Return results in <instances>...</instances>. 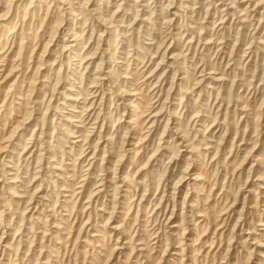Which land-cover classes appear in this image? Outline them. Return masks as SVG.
I'll use <instances>...</instances> for the list:
<instances>
[{"label":"rangeland","instance_id":"obj_1","mask_svg":"<svg viewBox=\"0 0 264 264\" xmlns=\"http://www.w3.org/2000/svg\"><path fill=\"white\" fill-rule=\"evenodd\" d=\"M88 1L0 0V264H264V0ZM64 31L87 70L74 71ZM78 83L90 99L77 110L100 120L75 146L59 118Z\"/></svg>","mask_w":264,"mask_h":264},{"label":"bare ground","instance_id":"obj_2","mask_svg":"<svg viewBox=\"0 0 264 264\" xmlns=\"http://www.w3.org/2000/svg\"><path fill=\"white\" fill-rule=\"evenodd\" d=\"M90 1V0H89ZM88 1V2H89ZM101 1H103V0H101ZM215 1V0H214ZM217 1V0H216ZM219 2H218V5H224L225 7H226V9H228V8H231L229 5L232 3H230V2H227L226 4L224 3V0H218ZM246 1V0H245ZM248 1V0H247ZM22 2V1H21ZM31 2H33V1H31ZM94 4L93 5H96L97 4V0L95 1V0H93L92 1ZM116 2V1H115ZM122 2V1H121ZM238 2V1H237ZM15 3V2H14ZM66 3V2H65ZM119 3H120V1H119ZM213 3V2H212ZM20 4V3H19ZM101 4V3H100ZM121 4V3H120ZM181 4V3H180ZM217 4V3H216ZM215 4V5H216ZM248 4V3H247ZM258 4V3H257ZM30 5H31V3H30ZM71 5V4H70ZM119 5V4H118ZM131 5V4H130ZM234 5V4H233ZM249 5V4H248ZM121 6H122V4H121ZM188 6V5H187ZM186 6V7H187ZM235 6V5H234ZM239 6V5H238ZM67 7H69L68 5H67ZM173 7V6H172ZM183 7H185V6H183ZM185 7V8H186ZM190 7V6H189ZM242 7V6H241ZM17 8V7H16ZM15 7H13V9L12 8H10V10H8L7 12L9 13V16H10V14L12 13V12H14L15 10L14 9H16ZM19 9H20V7H18ZM121 8V7H120ZM249 8V7H248ZM251 8V7H250ZM256 8H257V6H256ZM9 9V8H8ZM69 9V8H68ZM87 9V8H86ZM89 9V8H88ZM118 9V8H117ZM116 9V10H117ZM178 9H179V7H178ZM222 9V8H221ZM246 9V8H245ZM233 10V9H232ZM235 10H236V6H235ZM88 11V10H87ZM226 11V10H225ZM228 11V10H227ZM248 11V10H247ZM100 12V11H99ZM117 13V11H114V13ZM221 12V11H220ZM234 12V11H233ZM236 12V11H235ZM65 13V12H64ZM70 13V12H69ZM92 13L93 12H91V15H92ZM95 13V12H94ZM98 13V12H97ZM180 13V12H179ZM13 14V13H12ZM11 14V15H12ZM33 14H34V11H33ZM70 14H72V15H74L72 12L70 13ZM78 13H76V15H77ZM128 14H129V12H128ZM175 15H176V12L174 13ZM255 14V13H254ZM253 14V15H254ZM95 15V14H94ZM94 15H92L93 17H94ZM116 15V14H115ZM179 14H177V16H178ZM183 15V14H182ZM8 16V15H7ZM75 16V15H74ZM122 16V15H121ZM221 16V15H220ZM224 16V15H223ZM222 16V17H223ZM176 17V16H175ZM228 17V16H227ZM248 17V16H247ZM251 17H253V16H251ZM9 17H7V19H8ZM85 18V17H84ZM178 18V17H177ZM104 19V18H103ZM108 19V18H107ZM124 19V18H123ZM88 20V19H87ZM117 20V19H116ZM261 20V19H260ZM85 21H86V19H85ZM104 21H110V20H106V19H104ZM119 21V20H118ZM73 22H75L74 20H73ZM92 22V21H91ZM101 22V21H100ZM99 23V22H98ZM106 23V22H105ZM104 23V24H105ZM86 24H87V22H86ZM96 24V23H95ZM101 24H103V23H101ZM111 24V23H110ZM221 24V23H220ZM84 25H85V23H84ZM107 25V24H106ZM113 25V24H112ZM110 26V25H109ZM121 26V25H120ZM95 27V26H94ZM112 27V26H111ZM106 28H107V26H106ZM171 28V27H170ZM177 28V27H176ZM4 29V28H3ZM172 29V28H171ZM23 30V29H22ZM21 31V30H20ZM70 31V30H69ZM111 31V30H110ZM115 31H117V29L115 30ZM172 31V30H171ZM14 32V31H13ZM23 32V31H22ZM21 32V33H22ZM24 32H25V30H24ZM114 32V31H113ZM170 32V31H169ZM16 33H18V32H16ZM175 33V32H174ZM23 34V33H22ZM63 34H65V36L66 37H62V39L61 40H63V51L65 52V54H66V56L68 57L67 59L69 60V61H71V62H75L74 64L76 65L77 64V67L74 69V71H76V69H78V68H84L85 70H87V68L89 67V65H87L86 67H83V61H82V59L81 58H77V57H79L78 56V50H80L79 48H80V44H79V38H77L78 36H77V34H75V35H73L74 37L73 38H68L67 36H68V31H67V33L64 31L63 32ZM74 34V33H73ZM117 34V33H116ZM168 34V33H167ZM173 34V33H172ZM20 35V34H19ZM22 36V35H21ZM64 36V35H63ZM70 36V35H69ZM172 36V35H171ZM102 37V36H101ZM170 37V36H169ZM183 37V36H182ZM15 38V37H14ZM23 38V37H22ZM21 38V39H22ZM172 38V37H171ZM9 39H10V37H9ZM8 39V40H9ZM18 38H16V40H17ZM12 40V39H11ZM14 40V39H13ZM68 40V41H67ZM102 40V39H101ZM105 40V39H104ZM193 40V39H192ZM69 41H71V42H69ZM108 41V40H107ZM191 41V40H190ZM210 41V40H209ZM105 42V41H104ZM213 42V41H212ZM13 43H14V41H13ZM12 43V44H13ZM109 43H110V40H109ZM199 43H200V41H199ZM209 43H211V41L210 42H208V41H206L205 43H203V44H209ZM198 44V43H197ZM8 45V44H7ZM20 45V44H19ZM199 45V44H198ZM206 46V45H205ZM13 47V46H12ZM169 47V46H168ZM167 47V49H166V51L169 49ZM212 47V46H211ZM5 48V47H4ZM211 49V48H210ZM10 50H11V48H10ZM195 50H197V48L195 49ZM219 50H221V49H219ZM103 51V54H105L108 50H102ZM165 51V52H166ZM1 52V51H0ZM3 52V51H2ZM165 52H164V54H165ZM218 52V51H217ZM20 55V54H19ZM21 56V55H20ZM128 56V55H127ZM8 57V56H7ZM102 57H103V55H102ZM101 57V58H102ZM130 57V56H129ZM86 58V57H85ZM88 58V57H87ZM87 58H86V61H87ZM162 58H164V57H162ZM175 58V57H174ZM4 59H5V57H4ZM103 59V58H102ZM3 60V59H2ZM83 60H85V59H83ZM85 61V62H86ZM104 61V60H103ZM161 61V60H160ZM56 62V61H55ZM83 62V63H82ZM102 62V61H101ZM108 62V61H107ZM152 62V61H151ZM90 63V62H89ZM100 63V62H99ZM98 63V64H99ZM173 63V62H172ZM0 64H1V62H0ZM123 64V63H122ZM143 64V63H142ZM163 64V63H162ZM82 65V66H81ZM100 65H102L101 63H100ZM61 66H63V64L61 65ZM143 66H146V65H143ZM159 66V65H158ZM158 66H157V68H158ZM162 66V65H161ZM3 67V66H2ZM97 67V66H96ZM99 67V66H98ZM102 66H100V68H101ZM141 67H142V65H141ZM168 67V66H167ZM100 68L98 69V71L100 70ZM155 69V70H153L152 72L150 71L149 72V74H147L146 75V80H148L147 82V84L148 85H150V84H152L153 83V81L155 80V78H157V77H155V76H157V73H155V72H157V70L158 69ZM172 68V67H171ZM204 68V67H203ZM110 69V68H109ZM173 69V68H172ZM3 69H0V71H2ZM147 70V69H146ZM145 70V71H146ZM170 70V69H169ZM204 71V69L202 70V72ZM87 72V71H86ZM106 72V71H105ZM167 72V70H165L164 71V74L163 75H160V77L158 78V81L156 82L158 85H154L155 87H154V90H157V88L159 87V89H158V91L156 92V93H158L159 92V94H158V96H160L161 94H162V90H164L163 89V84H164V81H163V76L165 75V73ZM212 72V71H211ZM1 73V72H0ZM84 73H85V71H84ZM103 73V72H102ZM110 73V72H109ZM109 73H107L106 74V77L104 76V77H100L101 79L100 80H106V78H109L108 77V74ZM146 73H147V71H146ZM105 74V73H104ZM103 74V75H104ZM205 74V73H204ZM212 74V73H211ZM203 75V74H202ZM3 76V75H2ZM96 77H98V76H96ZM125 77V76H124ZM127 77V76H126ZM145 77V76H144ZM165 77V76H164ZM167 77V76H166ZM201 77V76H200ZM206 77V76H205ZM3 78V77H2ZM213 78V77H212ZM211 78V79H212ZM216 80H217V78L216 77H214ZM213 78V79H214ZM8 79V78H7ZM95 79H97L98 80V78H95ZM153 79V80H152ZM182 79H184V78H182ZM203 79V78H202ZM221 78L219 77V79L218 80H220ZM201 80V79H200ZM205 80V79H204ZM217 80V81H218ZM223 80V79H222ZM44 81V80H43ZM95 81V80H94ZM99 81V80H98ZM45 82V81H44ZM75 82V81H74ZM112 82V81H111ZM146 82V81H145ZM202 82V81H201ZM3 83V82H2ZM79 84V86L78 85H76V86H78L79 88H80V90L79 91H72L70 94H67L65 97H63V98H65V100H64V103H60V104H62L64 107H65V109H68L69 111H66L67 112V115H61V113H60V118H59V116L58 115H56V114H54V116L55 117H58L59 119H61V120H64V121H67L68 123H69V126H72V127H74L75 128V131H76V134H78V133H80L79 135H77V136H75V135H72V133L74 132V130H72V129H68V131H69V137H75L76 138V140H73V141H71V143L73 144V145H79V143H87V140L89 139V138H87V139H82L81 138V132L83 131V129L85 130V126H87V125H89L90 123H87L88 121H90L92 118H94V117H96V120L98 119V120H100L99 118V116H100V114H98L99 112H96L95 110H92V111H90V113H87V118H85L84 116H85V114L83 113V112H80V111H78L77 109H83V107L86 105V101L88 100V99H90L89 97L87 98L86 97V93H84V91L81 89V87L80 86H82V84L83 83H78ZM94 84H95V82H94ZM94 84H92L91 86H93ZM107 84H109V83H107ZM107 84H104V85H107ZM45 85V84H44ZM103 85V84H102ZM72 86V85H71ZM94 86H96V84L94 85ZM208 86H210V85H208ZM46 87V86H45ZM98 87V86H97ZM112 87V86H111ZM153 87V86H152ZM212 87V86H211ZM109 88V87H108ZM210 88V87H209ZM213 88V87H212ZM96 89V88H95ZM94 89V90H95ZM114 89V88H113ZM67 90H71V89H67ZM74 90V89H73ZM105 90H107L106 88H105ZM110 90V89H109ZM118 90H120V89H118ZM89 91H91V89L89 90ZM98 92V90L96 89L95 91H93V93L94 92ZM101 91V90H100ZM134 91V90H133ZM132 91V92H133ZM12 92V91H11ZM33 92H34V90H33ZM38 92H39V90H38ZM102 92V91H101ZM106 92V91H105ZM110 92V91H109ZM115 92V91H114ZM118 92H120V91H118ZM161 92V93H160ZM164 92V91H163ZM10 93V92H9ZM112 93V92H111ZM1 94V93H0ZM11 94V93H10ZM10 94H8V95H10ZM82 94H84L85 96L84 97H82ZM98 94V93H97ZM96 94V95H97ZM108 94H110V93H108ZM8 95H6V96H8ZM89 95V94H88ZM92 95V94H91ZM105 95V94H104ZM103 95V96H104ZM131 95H134V97H135V99L134 100H132V98H129L128 99V102L126 103V105H129L130 106V108L131 107H134V108H136L135 110L133 109L132 110V112H134L135 113V116H138V113H142L141 111H139V106H136V104L137 103H139V102H137V100H138V98H137V95L135 94V93H131ZM5 96V97H6ZM16 96V95H15ZM97 97V96H96ZM9 98V97H8ZM17 98H19V99H21L20 97H17ZM81 99H83L82 101H81ZM99 99H101V98H99ZM168 99V98H167ZM182 100V99H181ZM94 101V100H93ZM93 101L92 102H89L90 103V106L92 105V103H93ZM101 101V100H100ZM100 101H98V103L100 102ZM103 101V100H102ZM31 102V101H30ZM50 102V101H49ZM104 102V101H103ZM167 102V101H166ZM33 103V102H32ZM97 103V104H98ZM102 103V102H101ZM2 104H4V103H2ZM34 104H37L36 102H34ZM116 105V104H115ZM118 105V104H117ZM6 106V105H5ZM33 106V105H32ZM161 106V105H160ZM13 107V106H12ZM166 107V106H165ZM1 108V107H0ZM62 108V107H61ZM87 108V107H86ZM89 108V107H88ZM92 107H90V109H91ZM113 108V107H112ZM162 108H164V107H162ZM161 108V109H162ZM2 109V108H1ZM56 109H57V111H56ZM89 109V110H90ZM160 109V110H161ZM53 110H55L57 113H58V107L57 108H54ZM84 110V109H83ZM168 110V109H167ZM65 111V110H64ZM145 111V110H144ZM60 112V111H59ZM65 112V113H66ZM85 112H89L88 110H86ZM152 112V111H151ZM158 112V111H157ZM163 112L164 111H162V113H160V114H158V113H154L153 115H151L150 117H147L146 119H145V121H144V124L146 125V134H145V139L143 138L141 141H143V143H140V150H141V153L142 152H144V151H146V150H148V148L150 147V144H148V141H150L151 140V138L153 137V134H154V132H155V127L157 126L158 127V122H160L159 121V119H160V117L162 116L161 114H163ZM81 113H82V115H81ZM107 113V112H106ZM144 113V112H143ZM142 113V114H143ZM168 113V112H167ZM64 114V113H63ZM132 114V113H131ZM103 115V114H102ZM107 116V115H106ZM106 116H104L101 120H102V124L100 125L101 127V129H100V133L104 130V127L106 126V128H107V122H105L107 119V117ZM146 116V115H145ZM148 116V115H147ZM158 116V117H157ZM26 119V118H25ZM106 119V120H105ZM53 120H55V119H53ZM60 120V121H61ZM98 120H97V122H98ZM170 121V120H169ZM169 121H168V123H169ZM95 122V121H94ZM131 122H132V120H130V121H128V123H129V125L128 126H130L131 127ZM2 123V122H1ZM0 123V124H1ZM133 123V122H132ZM156 123H158L157 125H156ZM94 124V123H93ZM176 124V123H175ZM91 125V124H90ZM45 126V125H44ZM94 126H95V124H94ZM94 126H92V129H96V128H94ZM99 126V125H98ZM135 126V125H134ZM37 127V126H36ZM137 127V126H136ZM169 127V126H168ZM20 128V127H19ZM88 128V127H87ZM133 128V127H132ZM37 128H35V130H36ZM89 129H90V127H89ZM167 129V128H166ZM166 129H165V131H166ZM178 130H179V128H177ZM38 130V129H37ZM106 130V129H105ZM134 130V129H133ZM95 131V130H94ZM93 131V132H94ZM145 131V130H144ZM90 132V131H89ZM179 131H176V128H175V131L173 130V134H172V136H173V138H172V136H170L171 138H172V142L171 143H175V141H173V139H175L176 141H178V140H181L182 142H180L179 144H182L183 145V143H185V140H184V133L182 134V136L181 135H179V133H178ZM71 133V134H70ZM75 133V132H74ZM98 134L97 136L99 137V138H102V136H101V134ZM35 134V133H34ZM44 134V132H42L41 131V133H40V135H43ZM91 135H93V134H91ZM165 135V134H164ZM175 135V136H174ZM40 137L41 136H39L38 138L40 139ZM77 137H79L78 139H77ZM92 138V137H91ZM155 138V137H154ZM180 138V139H179ZM186 139V138H185ZM42 140V139H41ZM163 140V139H162ZM187 140V139H186ZM38 143H40V145H37ZM38 143H33V146L34 147H37L38 148V146H42V144H44V142H38ZM91 143V142H90ZM97 143V142H96ZM189 143V142H188ZM82 144V145H83ZM178 144V143H177ZM90 145V144H89ZM91 145H92V143H91ZM97 145V144H96ZM138 145V144H137ZM181 145V146H182ZM84 146V145H83ZM177 146H179V145H177ZM85 147V146H84ZM92 147V146H91ZM187 147H189V145L187 144ZM192 147V146H191ZM31 148V147H30ZM71 148H72V146H71ZM85 148H87V147H85ZM90 148V147H89ZM162 148V147H161ZM164 148V147H163ZM193 148V147H192ZM209 148H211V147H209ZM3 149V148H2ZM29 149V148H28ZM40 149V148H39ZM207 149H208V147H207ZM84 150V148L83 149H81V151H83ZM88 150V149H87ZM98 149L97 148H94V151L92 152V155L91 156H89V159L86 161L87 162V165L89 166V168L90 167H93L94 166V164H95V161H98L99 159H97L98 158V156H97V153H98V151H97ZM151 150V149H150ZM162 150V149H161ZM166 150V149H165ZM206 150V149H205ZM24 151V150H23ZM22 151V152H23ZM72 151V150H71ZM104 151V150H103ZM12 152V151H11ZM131 152V151H130ZM183 152V151H182ZM13 153V152H12ZM84 154V153H83ZM99 155V154H98ZM136 155H137V153H136ZM129 156V155H128ZM134 156V155H133ZM81 157V156H80ZM140 157V156H139ZM175 158V157H174ZM84 160V159H83ZM55 161V159H51V162H54ZM171 161V160H170ZM176 161V160H175ZM85 162V163H86ZM175 164V163H174ZM57 165V164H56ZM67 165H68V163H67ZM79 165V164H78ZM85 165V164H84ZM51 166V165H50ZM53 167H51V168H53V170H59V171H63L62 169H60V167H57V166H55V165H52ZM83 166V165H82ZM7 167V166H6ZM10 168V167H9ZM67 168V170H69V168L68 167H66ZM86 168V167H85ZM88 168V167H87ZM86 168V169H87ZM12 169V168H11ZM85 169V170H86ZM71 170V169H70ZM95 170V169H94ZM92 171V170H91ZM87 172V171H86ZM85 172V173H86ZM9 173V172H8ZM53 173V172H52ZM88 173V172H87ZM90 173V172H89ZM56 174V173H55ZM68 174H69V172H62L61 174H57V177H58V179H61V177L63 176H66L67 175V177H65V178H70V177H68ZM94 175H95V173H93ZM56 176V175H55ZM59 176H61V177H59ZM70 176H71V174H70ZM118 176V175H117ZM89 177V176H88ZM127 177V176H126ZM94 178V177H93ZM183 178V177H182ZM195 178V177H194ZM90 179V178H89ZM85 180V179H84ZM125 180H127L126 178H125ZM196 180V179H195ZM200 180V179H199ZM9 181V180H8ZM18 180L17 179H15V180H11L10 182L11 183H16ZM121 181V180H120ZM123 181V180H122ZM128 181V180H127ZM130 181V180H129ZM182 181V180H181ZM198 182V181H197ZM63 183V182H62ZM141 183V182H140ZM131 184V183H130ZM196 184V183H195ZM84 184H82V185H79V186H83ZM128 185V184H127ZM192 185V184H191ZM17 186V185H16ZM62 186V189H61V191L62 190H66V188L63 186V184L61 185ZM196 186V185H195ZM116 187V186H115ZM118 188V187H117ZM136 188H137V186H136ZM188 188V187H187ZM40 189V188H39ZM82 189V188H81ZM99 189V188H98ZM101 189V188H100ZM100 189H99V191H97L98 193L100 192ZM126 190V189H125ZM81 191V190H80ZM96 192V191H95ZM128 192H129V190H128ZM79 192H75V193H73V196H74V194H78ZM117 194V193H116ZM17 195V194H16ZM15 195V197H19L20 198V196L18 195V196H16ZM64 197L65 198H68V197H71V195L69 196V195H64ZM29 204V203H28ZM191 205V204H190ZM194 206V205H193ZM88 207V206H87ZM86 207V208H87ZM85 211V210H84ZM201 215V214H200ZM34 218V217H33ZM36 218V217H35ZM170 218V217H169ZM241 218V217H240ZM55 226V225H54ZM176 226H178V225H175V226H173V228L174 227H176ZM59 227V226H58ZM57 227V229H59ZM179 228V227H178ZM30 233V232H29ZM46 235V234H45ZM95 236H97V235H95ZM5 248H7V249H9L10 247H8V246H5ZM11 249V248H10ZM7 254V253H6ZM11 257V256H10Z\"/></svg>","mask_w":264,"mask_h":264}]
</instances>
